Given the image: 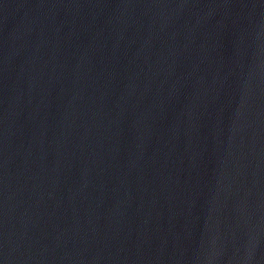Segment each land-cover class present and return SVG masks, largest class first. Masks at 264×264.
I'll list each match as a JSON object with an SVG mask.
<instances>
[{
  "label": "water",
  "instance_id": "obj_1",
  "mask_svg": "<svg viewBox=\"0 0 264 264\" xmlns=\"http://www.w3.org/2000/svg\"><path fill=\"white\" fill-rule=\"evenodd\" d=\"M0 264H264V0H0Z\"/></svg>",
  "mask_w": 264,
  "mask_h": 264
}]
</instances>
